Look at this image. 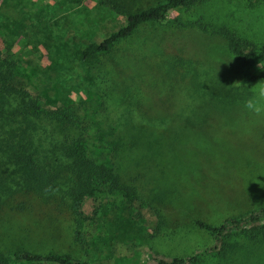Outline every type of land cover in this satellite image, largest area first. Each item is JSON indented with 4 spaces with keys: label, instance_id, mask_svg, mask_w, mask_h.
Masks as SVG:
<instances>
[{
    "label": "rangeland",
    "instance_id": "1",
    "mask_svg": "<svg viewBox=\"0 0 264 264\" xmlns=\"http://www.w3.org/2000/svg\"><path fill=\"white\" fill-rule=\"evenodd\" d=\"M156 1L130 3L135 8ZM12 2L29 19L13 28L0 15V45L21 58L19 70L32 75L46 107L72 106L88 122V131L102 142V157L137 187L143 204L109 214L117 233L113 243L81 246L62 201L19 196L0 215V244L111 257L115 264H155L160 255L209 248L204 261L216 262L214 237L195 219L220 224L264 205V115L244 108L264 78L245 82L247 71L221 37L176 27L202 16L262 47L264 0H206L172 11L89 66L70 64V48L99 39L123 16L96 0ZM173 61L193 68H172ZM263 67L259 62L248 71ZM48 136L49 147L50 138L63 134L56 128ZM247 244L236 264H264V243Z\"/></svg>",
    "mask_w": 264,
    "mask_h": 264
},
{
    "label": "trees",
    "instance_id": "2",
    "mask_svg": "<svg viewBox=\"0 0 264 264\" xmlns=\"http://www.w3.org/2000/svg\"><path fill=\"white\" fill-rule=\"evenodd\" d=\"M96 1L123 19L111 23L99 39L72 46L70 64L92 65L111 54L143 25L162 23L172 11H188L206 0H157L145 6L139 3L135 8L130 0ZM13 6L12 0H0V15L10 20L13 28H23L29 15ZM184 24L176 29L189 26L221 37L237 64L247 71L245 82L264 78V67L258 69L260 72L248 71L264 62V44L258 47L248 37L227 26L207 22L202 16L186 19ZM20 59L12 47L0 45V215L19 196L59 200L73 218L74 238L81 246L113 243L117 233L109 214L126 206H142L137 187L124 181L111 160L102 157L101 140L88 131V122L81 121L72 106H45L40 89L31 82L32 75L19 70ZM185 62L173 61L172 68L182 66L185 72L193 68ZM222 89L230 92L228 88ZM56 128L63 136L50 138L48 147L45 144L48 132ZM56 149L63 158L57 156ZM195 223L214 237L211 249H217L218 260L211 264H236V255L249 251L245 243H264V205L243 216L226 218L220 224L200 218ZM208 251L209 248H204L187 256L160 255L154 261L155 264H210L204 261ZM114 260L108 257L101 261L91 255L82 257L54 250L42 253L20 245L0 244V264H115Z\"/></svg>",
    "mask_w": 264,
    "mask_h": 264
},
{
    "label": "clouds",
    "instance_id": "3",
    "mask_svg": "<svg viewBox=\"0 0 264 264\" xmlns=\"http://www.w3.org/2000/svg\"><path fill=\"white\" fill-rule=\"evenodd\" d=\"M244 108L254 115H264V83L256 87L253 95L245 101Z\"/></svg>",
    "mask_w": 264,
    "mask_h": 264
}]
</instances>
